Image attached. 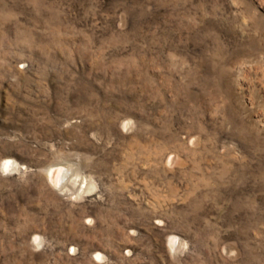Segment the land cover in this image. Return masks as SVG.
<instances>
[{"label": "rangeland", "instance_id": "374dc122", "mask_svg": "<svg viewBox=\"0 0 264 264\" xmlns=\"http://www.w3.org/2000/svg\"><path fill=\"white\" fill-rule=\"evenodd\" d=\"M0 264H264V0H0Z\"/></svg>", "mask_w": 264, "mask_h": 264}, {"label": "bare ground", "instance_id": "6f19581e", "mask_svg": "<svg viewBox=\"0 0 264 264\" xmlns=\"http://www.w3.org/2000/svg\"><path fill=\"white\" fill-rule=\"evenodd\" d=\"M9 161V160H8ZM8 161H7V164H8ZM12 162V161H11ZM10 164V163H9ZM50 178L52 179V180H54V181H59V179H58V177H57V175L55 174V173H52V176H50ZM63 185V184H62ZM66 186V185H65Z\"/></svg>", "mask_w": 264, "mask_h": 264}]
</instances>
